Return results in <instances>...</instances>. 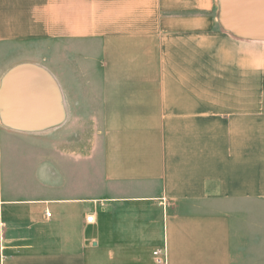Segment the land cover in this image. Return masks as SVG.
<instances>
[{
	"label": "crops",
	"instance_id": "crops-1",
	"mask_svg": "<svg viewBox=\"0 0 264 264\" xmlns=\"http://www.w3.org/2000/svg\"><path fill=\"white\" fill-rule=\"evenodd\" d=\"M217 12L218 0H0V83L39 65L64 107L51 131L0 122V264H154L159 247L167 264H264V41L227 33ZM38 42L97 70L96 113L73 104L74 73L8 52ZM95 119L98 151L55 138Z\"/></svg>",
	"mask_w": 264,
	"mask_h": 264
},
{
	"label": "water",
	"instance_id": "water-1",
	"mask_svg": "<svg viewBox=\"0 0 264 264\" xmlns=\"http://www.w3.org/2000/svg\"><path fill=\"white\" fill-rule=\"evenodd\" d=\"M216 17L220 27L234 37L264 41V0H218ZM63 117L61 90L41 66L18 64L2 79L0 122L4 126L26 133L43 132L62 124Z\"/></svg>",
	"mask_w": 264,
	"mask_h": 264
},
{
	"label": "rangeland",
	"instance_id": "rangeland-1",
	"mask_svg": "<svg viewBox=\"0 0 264 264\" xmlns=\"http://www.w3.org/2000/svg\"><path fill=\"white\" fill-rule=\"evenodd\" d=\"M8 50L10 55L14 54L15 56H25L26 58L32 57L37 60L39 59L40 63L44 65L47 64V66L49 65L55 68V70L58 71L59 75L61 76L62 80L65 79V76L63 75L64 72L74 73L75 76H72V78L69 79V77H67V84L69 86L71 85L67 88H69V90H72L69 94L71 95L73 104L90 103L93 114L96 113L98 107V103H96L98 91L95 90L97 88V70H94L93 66L91 68L89 64L82 65L79 68L78 62H72V65H75V67L70 68L68 62L64 60V56L61 55L62 47L60 42L29 43L25 46L14 45ZM87 72L90 75L84 76V74H87ZM80 73L82 75H80ZM92 89L94 90L92 91ZM91 110H88V113H90ZM77 113L81 114V112ZM95 121L86 125H75V127L73 128L67 126H65L64 128H57L59 132L57 135L55 134V138H59L61 141L66 139L70 141L75 140L77 143L83 140L86 141V144H90L91 142L93 143V149L98 151V145L100 141V126L99 120L96 122ZM55 130L56 128L54 129V131ZM83 136H86V138H83ZM46 138H51L50 134L46 135Z\"/></svg>",
	"mask_w": 264,
	"mask_h": 264
},
{
	"label": "built area",
	"instance_id": "built-area-1",
	"mask_svg": "<svg viewBox=\"0 0 264 264\" xmlns=\"http://www.w3.org/2000/svg\"><path fill=\"white\" fill-rule=\"evenodd\" d=\"M85 220L87 223H94L92 215H88ZM152 251L154 264H167V253L164 247L155 248Z\"/></svg>",
	"mask_w": 264,
	"mask_h": 264
}]
</instances>
